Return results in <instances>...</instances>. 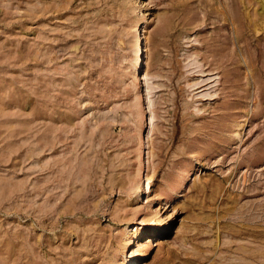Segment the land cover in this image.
Returning <instances> with one entry per match:
<instances>
[{
	"label": "rangeland",
	"instance_id": "374dc122",
	"mask_svg": "<svg viewBox=\"0 0 264 264\" xmlns=\"http://www.w3.org/2000/svg\"><path fill=\"white\" fill-rule=\"evenodd\" d=\"M263 12L0 0V264H264Z\"/></svg>",
	"mask_w": 264,
	"mask_h": 264
},
{
	"label": "bare ground",
	"instance_id": "6f19581e",
	"mask_svg": "<svg viewBox=\"0 0 264 264\" xmlns=\"http://www.w3.org/2000/svg\"><path fill=\"white\" fill-rule=\"evenodd\" d=\"M264 13V12H263ZM135 41V40H134ZM137 44H138V39L136 40ZM137 53L139 52V49L136 51Z\"/></svg>",
	"mask_w": 264,
	"mask_h": 264
}]
</instances>
